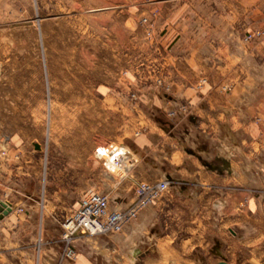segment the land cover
Wrapping results in <instances>:
<instances>
[{
  "label": "crops",
  "instance_id": "0c3cea01",
  "mask_svg": "<svg viewBox=\"0 0 264 264\" xmlns=\"http://www.w3.org/2000/svg\"><path fill=\"white\" fill-rule=\"evenodd\" d=\"M155 55L151 79L170 90L149 95L165 126L137 135L136 167L123 179L106 169L103 187L115 209L131 205L140 181L167 178L169 190L122 233L81 237L76 260L61 261V221L80 201L47 196L44 155L0 133V199L12 207L0 212V264H264V43L178 40Z\"/></svg>",
  "mask_w": 264,
  "mask_h": 264
},
{
  "label": "rangeland",
  "instance_id": "374dc122",
  "mask_svg": "<svg viewBox=\"0 0 264 264\" xmlns=\"http://www.w3.org/2000/svg\"><path fill=\"white\" fill-rule=\"evenodd\" d=\"M234 36L264 43V0H0V133L44 155L47 196L107 193L91 145L131 149L165 126L149 95L170 90L151 79L156 47Z\"/></svg>",
  "mask_w": 264,
  "mask_h": 264
},
{
  "label": "built area",
  "instance_id": "2783aa9c",
  "mask_svg": "<svg viewBox=\"0 0 264 264\" xmlns=\"http://www.w3.org/2000/svg\"><path fill=\"white\" fill-rule=\"evenodd\" d=\"M96 157L102 159L106 169L117 171L120 178L127 177L136 167V153L124 146L101 144L95 149ZM170 188V180L157 182L140 181L135 187L134 201L125 209L111 207L108 193L88 189L80 199V205L62 222L60 239L63 242L61 261L76 260V241L81 237L122 233L139 213L162 197ZM40 238L39 243H48Z\"/></svg>",
  "mask_w": 264,
  "mask_h": 264
},
{
  "label": "water",
  "instance_id": "95a60500",
  "mask_svg": "<svg viewBox=\"0 0 264 264\" xmlns=\"http://www.w3.org/2000/svg\"><path fill=\"white\" fill-rule=\"evenodd\" d=\"M36 146L37 148H40V145L38 143H36ZM11 210H12L11 205L8 202L0 199V212L3 213L2 216L8 214ZM219 264H230V263L223 260L220 261Z\"/></svg>",
  "mask_w": 264,
  "mask_h": 264
}]
</instances>
